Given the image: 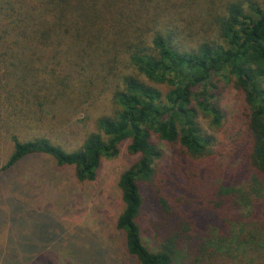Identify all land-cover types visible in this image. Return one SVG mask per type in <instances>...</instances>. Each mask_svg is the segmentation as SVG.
<instances>
[{"label": "trees", "instance_id": "obj_1", "mask_svg": "<svg viewBox=\"0 0 264 264\" xmlns=\"http://www.w3.org/2000/svg\"><path fill=\"white\" fill-rule=\"evenodd\" d=\"M100 101L78 147L45 135ZM125 142L129 262L264 264V0H0V173L45 154L90 182Z\"/></svg>", "mask_w": 264, "mask_h": 264}, {"label": "rangeland", "instance_id": "obj_2", "mask_svg": "<svg viewBox=\"0 0 264 264\" xmlns=\"http://www.w3.org/2000/svg\"><path fill=\"white\" fill-rule=\"evenodd\" d=\"M104 104L72 109L65 124L45 135L66 150L78 147L85 132L95 129ZM240 104L232 89L223 109L231 112ZM211 119L200 112L198 123L204 133L216 137ZM1 146L7 151L11 147L7 136ZM160 146L164 149V143ZM134 159L125 142L115 157L102 159L90 182H77L70 166L59 167L45 154L26 156L1 172L0 264H135L122 255V240L115 229L123 206L118 178ZM18 238L28 244L26 250L13 243L9 255L8 245Z\"/></svg>", "mask_w": 264, "mask_h": 264}]
</instances>
